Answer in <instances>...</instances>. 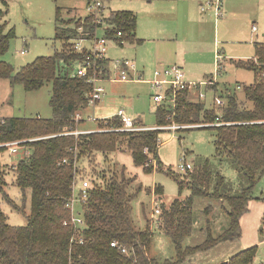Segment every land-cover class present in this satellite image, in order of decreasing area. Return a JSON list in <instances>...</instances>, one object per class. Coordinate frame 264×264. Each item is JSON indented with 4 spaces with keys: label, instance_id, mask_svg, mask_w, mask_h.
Masks as SVG:
<instances>
[{
    "label": "trees",
    "instance_id": "obj_1",
    "mask_svg": "<svg viewBox=\"0 0 264 264\" xmlns=\"http://www.w3.org/2000/svg\"><path fill=\"white\" fill-rule=\"evenodd\" d=\"M107 22L112 26L108 34L119 46L122 42H142L136 37L138 20L134 13H111ZM82 26L91 32L94 28L92 18L56 8L55 38L61 42V49L51 57H40L16 69L1 59L10 49L14 29L0 25V79L21 85L27 92L38 91L52 83L50 107L53 111L49 119L39 116L0 118V144L21 142L30 152L28 156L19 154L18 164L12 171L22 191H31L26 226H11L0 206V264H181L189 255L240 239L241 220L249 212V203L260 200L254 198L252 192L264 176V43L255 44L253 59L233 60L237 67L254 72L252 85H240L247 101L252 102L251 106L240 102L236 94H222L215 98L214 108H207L200 97L201 90H187L178 94L175 109L169 104L156 109L155 129L125 131L122 119L114 116L96 121L98 130L76 136L72 133L84 122L82 119L77 123L76 117L89 110L92 90L85 78L77 76L75 67L84 59V53L74 49L78 29ZM118 31L122 32V37L117 40ZM104 66L109 70L110 60ZM211 89L217 91L215 87ZM218 98L225 100L224 106L217 105ZM173 124L203 125L210 129L215 138L216 156L231 158L249 186L239 196L218 195L220 200L227 202L230 218L229 228L221 236L210 237L197 247L184 248V241L193 232L194 198L209 195L207 187L212 177L208 162L186 172L191 195L177 198L170 205L161 202L158 218L160 230L173 240L177 260L159 263L149 255L154 236L151 223L144 230L134 225L125 177L109 179L105 172L96 170L99 156L107 160L109 154L125 146L134 165L145 173L167 172L158 157L159 142L162 128ZM85 162L95 167L92 175L84 174L86 170L82 164ZM2 176L0 166L1 189L5 184ZM78 176L91 184L89 198L82 209L85 226L79 235L72 226L65 225L70 221L67 205ZM176 180L182 192L185 182ZM155 194L162 197L163 189L156 187ZM113 242L118 243L117 247L111 246ZM257 252L258 245L221 264H254Z\"/></svg>",
    "mask_w": 264,
    "mask_h": 264
},
{
    "label": "rangeland",
    "instance_id": "obj_2",
    "mask_svg": "<svg viewBox=\"0 0 264 264\" xmlns=\"http://www.w3.org/2000/svg\"><path fill=\"white\" fill-rule=\"evenodd\" d=\"M103 1L107 5V13L125 7L138 12L140 15L138 27L142 28L144 35H150V38L155 36L151 34L150 26L153 22L148 18L153 19V16L144 11L149 4L147 0H111V6L109 5L110 0ZM87 2L88 0H0V25L6 24L8 29H14L10 49L1 59L16 69H20L34 63L40 57L53 56L62 47L61 42L55 38L56 8H61L64 13L66 10L75 9L77 15L86 16ZM153 8L152 12L156 14L157 10L154 12ZM210 12L213 11H205L206 14ZM231 19L233 20V18ZM156 21L158 22V19ZM239 21L236 19L234 22L236 28L241 27L238 37L229 34L233 32L226 27L229 22L221 23L220 36L211 34L212 40H214L211 50H208V46H204L205 43L201 42H199L201 47L197 48V44L194 42H189L186 45L190 63L189 70H192L197 76L202 75L203 79L206 75L213 76L208 79L211 84L201 88V92L205 95L202 102L206 104L207 108H214L215 98L221 97L222 94H236L240 102L252 105V102L247 101L242 88L238 89L237 86L252 85L255 80L254 72L237 67L233 60H249V57L254 56L255 43H261L264 40L261 36H257L261 35V32L252 36L248 32V26ZM132 45L128 44L124 55L130 60L135 58L136 70L140 71L139 62L149 59L151 50L147 49V45L136 49L133 48L136 45ZM113 46L110 44V47ZM111 49H109L108 56L117 53ZM75 67L77 68V66ZM154 72L155 70H153L152 76H149L146 70L143 78L137 76L139 79L128 83L109 81L104 84L106 94L99 105L92 106L87 110L86 119L88 115L98 120L110 119L117 116L118 111L124 110L126 116L138 120V128L155 129L157 127L156 106L152 101V95L155 92L151 85L146 83V80H153ZM200 80L196 79L195 81ZM211 87H215L217 91L212 90ZM51 91L52 83H47L38 91L27 92L21 85H12L10 80L0 79V118H36L38 116L43 119L51 118L53 116L50 107ZM194 97L195 100H199L198 96ZM224 99L226 100V98ZM225 100L223 101L225 102ZM216 109L220 110L218 107ZM97 122L87 119V124L82 127L80 125L79 129L80 127L81 130L92 128L90 132H94L98 130ZM203 127V125L179 126L173 124L162 129L158 157L167 172L145 173L142 168L134 165L132 155L125 146L109 154L107 160L99 156L98 170L86 162L82 164L86 170L85 175H92L94 170L96 172L102 170L109 179L125 177L124 180L128 185L127 192L131 197L130 207L134 225L137 229L144 230L151 223L154 236L149 255L159 263L166 260H177V253L172 238L161 231L158 226L159 215L155 213V201L170 205L175 199L188 198L192 193L185 172L179 170V165L183 164L185 160L193 167L203 166L208 162L212 174L207 187L209 195L194 198L193 232L184 241V248L197 247L204 244L210 237L217 239L221 236L229 228L230 218L227 202L220 200L218 195L239 196L243 189L249 186L246 177L237 169L231 158L216 156L213 132ZM19 158V154L11 155L8 148L0 150V166L5 181L2 189L0 187V206L7 215L8 223L11 226H26L31 207V191H22L16 184L15 173L12 171L13 167L17 166ZM176 178L185 182L182 192ZM221 179L222 184L220 185ZM79 187H81V182ZM156 187L163 189L162 197L155 194ZM252 195L260 200H252L249 203L250 212L243 216V222L241 220L242 236L240 239L233 242H222L208 251L189 255L181 264H216L222 258L232 257L254 245H258L254 264H264V176L253 189ZM12 201L18 206V209Z\"/></svg>",
    "mask_w": 264,
    "mask_h": 264
},
{
    "label": "built area",
    "instance_id": "obj_3",
    "mask_svg": "<svg viewBox=\"0 0 264 264\" xmlns=\"http://www.w3.org/2000/svg\"><path fill=\"white\" fill-rule=\"evenodd\" d=\"M201 10L203 12L210 10L213 11L216 18L223 17V0L209 1L202 5ZM87 15L85 17L92 18V24L94 26L91 32H87L85 27H80L78 29V38L74 43V49L77 52L84 53V59L78 63L76 70L77 76L80 78H85L89 84L92 86V90L89 93V106L95 107L106 94V89L104 84L109 81L118 82H130L134 78L133 74L137 73L136 64L126 58H115L110 59L108 56L110 44L117 45L115 39L108 34V31L112 28L108 24L109 19L108 14L105 13V5L103 0H89L86 4ZM256 30V28H254ZM122 37V32H117L116 39ZM121 44H124L123 42ZM219 59V58H218ZM110 60L109 70L105 68L104 63ZM185 72L181 67L172 66L162 70H156L154 72V78L150 81V84L156 92L152 95V101L156 106H164L169 104L172 109L176 108L177 97L183 91H197L201 90L202 87H207L211 82H189L185 78ZM215 75V81H216ZM213 83V82H212ZM241 89V86H237ZM200 97L205 98V95L201 92ZM216 103L218 106H224L225 102L222 99H217ZM117 116H119L125 124V131H139L141 128L135 126V119L126 116L124 111H120ZM81 114L76 117V122L79 123L82 120ZM88 120L98 121L95 118H89ZM79 129V128H78ZM76 130L72 134L80 135L87 132H82ZM163 129V128H162ZM8 148L11 155H18L23 153L25 156L30 154L28 148L24 146L21 142H13L8 144H0V150ZM179 170L181 172H188L193 170L191 163H187L186 160L183 164L179 165ZM81 182V187L79 184ZM91 184L87 179H83L78 176L73 183V196L69 200L67 205L70 211V221L65 223V225H70L74 228L75 233L79 235L84 230V218L82 214L83 206L86 204L90 195ZM156 209L155 213L160 215V203L155 201ZM159 217V216H158ZM154 219V218H153ZM76 237V236H75ZM83 241L81 240V243ZM118 243L113 242L112 247H117ZM126 253V250H123Z\"/></svg>",
    "mask_w": 264,
    "mask_h": 264
},
{
    "label": "crops",
    "instance_id": "obj_4",
    "mask_svg": "<svg viewBox=\"0 0 264 264\" xmlns=\"http://www.w3.org/2000/svg\"><path fill=\"white\" fill-rule=\"evenodd\" d=\"M147 1L149 4L144 9V11L150 13L153 16V19L150 17L148 18L151 19V22H153V24L150 26L152 29L151 34L155 36L150 38V35H144L142 28L140 26L138 27V22H137L136 37L142 42L140 44H133L132 46L136 45L135 47H133L136 49L138 47L147 45V49L151 50V57L147 60L143 59L141 62H139L138 67L140 71L137 70V73L132 75V77L134 78L132 81H135L136 79H139L141 77L143 78V76H145L146 74V70L149 76L150 75L152 76L153 70L155 71L158 69L162 70L172 66L181 67L185 71V76H186L185 78L187 81H191V82L208 81V79H210L213 76L206 75V77L204 76L205 79H203L202 75L199 74L197 76V74L193 73L192 70H189L190 63L188 61L186 45H188L189 42H194L197 44L196 46L197 48V47H201V44L199 43L201 42V43H205L204 46H208V50H211L212 42H214V40H212L211 34L214 33V35L216 36L218 35V37L220 36L219 29L221 23L227 24L229 22V24L226 27L233 30V32H230L229 34L233 37H238L240 36V32L238 31L241 30V27L236 28L234 26V22L236 21V19H239L240 20L239 22H242L243 24H246L248 26L249 34L253 36L256 33L261 32L262 34L261 35L258 34L257 36L258 37L261 36L262 39L264 40V0H223L224 15L222 17V20H220L221 18L219 19L216 18L213 12L206 14L201 10L202 5H204L209 1H214V0H147ZM104 5H105V13L108 15L115 12H132L136 15L137 20L138 17L140 18L139 13L131 10L129 7L117 9L115 11H111L110 13H107L106 2H104ZM109 5L110 6L112 5L111 0ZM152 8L154 12L155 10H157L156 14L152 12ZM70 10L76 13L75 9H69L66 10L65 12ZM141 10L143 11V9ZM230 18H233V20L232 19L230 20ZM157 19L158 22L156 21ZM254 28H256V30H254ZM261 43H264V41H262ZM128 44L130 43H124L122 46L114 45L113 47H110V49L112 48L117 53L113 54L112 56L110 55L109 58L111 60L115 58H125L126 56L124 55L125 54L124 52L126 48H128ZM112 49L111 51H113ZM199 51L201 50L199 49ZM254 56H255V46H254ZM254 56L249 57L248 59L254 58ZM218 57L219 56H217V58ZM126 59L129 58L126 57ZM131 60L135 64H137L135 58L133 59L131 58ZM137 76H139V78H137ZM153 78H154V74H153ZM196 79L199 80L202 79V80L195 81ZM149 81L150 80H146V83H148L150 86L151 84L149 83ZM120 83H128V82H120ZM153 91L156 92L155 90ZM99 103L97 105H99ZM120 111H124V110H120ZM120 111H118V113ZM124 113L126 114L125 111ZM85 114H81L84 120V122L81 124V127L85 126L87 124V119L91 118V116L88 115L86 119ZM81 127L79 130L82 132L88 133L92 131V128H86L81 130ZM252 247H248L247 249H250ZM240 252L234 254L232 257H225V259L222 258L223 260L221 259V261L216 264L227 262L237 254H239Z\"/></svg>",
    "mask_w": 264,
    "mask_h": 264
}]
</instances>
